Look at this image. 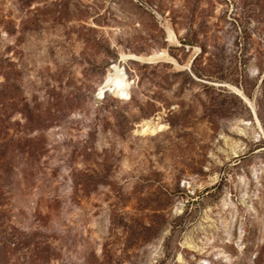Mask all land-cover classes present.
<instances>
[{
  "label": "rangeland",
  "instance_id": "1",
  "mask_svg": "<svg viewBox=\"0 0 264 264\" xmlns=\"http://www.w3.org/2000/svg\"><path fill=\"white\" fill-rule=\"evenodd\" d=\"M0 264H264V0H0Z\"/></svg>",
  "mask_w": 264,
  "mask_h": 264
},
{
  "label": "bare ground",
  "instance_id": "2",
  "mask_svg": "<svg viewBox=\"0 0 264 264\" xmlns=\"http://www.w3.org/2000/svg\"><path fill=\"white\" fill-rule=\"evenodd\" d=\"M127 84H129V82H128L127 80H124V76H122L121 74L116 73V75H115V79L112 81L111 86L114 87V88L122 89V88L124 87V85H127ZM233 89H234V91H236V94H237L242 100H244V101L247 103V105L251 108V112H252L253 115L255 116V120H256V122L258 123V119H257V117H256V115H255V111L253 110L254 108H253V106H252L251 101L248 100V99L245 97V95L241 92L240 89H237V88H235V87H234ZM101 95H102V93H101ZM258 124H259V123H258Z\"/></svg>",
  "mask_w": 264,
  "mask_h": 264
}]
</instances>
